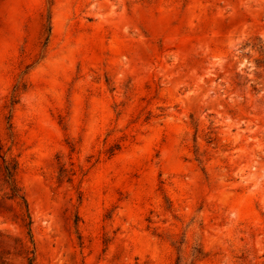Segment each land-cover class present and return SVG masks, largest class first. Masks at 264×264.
<instances>
[{"label":"rangeland","instance_id":"1","mask_svg":"<svg viewBox=\"0 0 264 264\" xmlns=\"http://www.w3.org/2000/svg\"><path fill=\"white\" fill-rule=\"evenodd\" d=\"M0 144L35 264H264V0H0Z\"/></svg>","mask_w":264,"mask_h":264},{"label":"trees","instance_id":"2","mask_svg":"<svg viewBox=\"0 0 264 264\" xmlns=\"http://www.w3.org/2000/svg\"><path fill=\"white\" fill-rule=\"evenodd\" d=\"M12 105L15 101H12ZM0 164H1V179L2 189L5 191L4 198L10 201H18L22 206L21 221L27 230L28 240L18 237H13L9 234L0 232L1 243L12 242L13 252H8L7 256L12 254L21 258L24 264H35L36 248L32 234V218L30 215L29 204L26 196L20 187L18 175V162L15 159L9 158L7 153L3 151V146L0 144ZM1 213V212H0ZM1 248V246H0ZM0 264H9L4 257H0Z\"/></svg>","mask_w":264,"mask_h":264}]
</instances>
